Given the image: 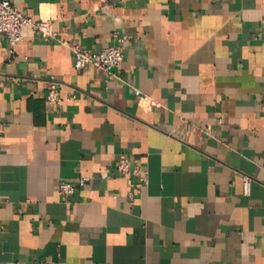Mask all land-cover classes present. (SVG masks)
I'll return each instance as SVG.
<instances>
[{
  "label": "crops",
  "instance_id": "obj_1",
  "mask_svg": "<svg viewBox=\"0 0 264 264\" xmlns=\"http://www.w3.org/2000/svg\"><path fill=\"white\" fill-rule=\"evenodd\" d=\"M10 1L59 41L0 36V264H264V0Z\"/></svg>",
  "mask_w": 264,
  "mask_h": 264
},
{
  "label": "built area",
  "instance_id": "obj_2",
  "mask_svg": "<svg viewBox=\"0 0 264 264\" xmlns=\"http://www.w3.org/2000/svg\"><path fill=\"white\" fill-rule=\"evenodd\" d=\"M34 27L38 33L42 34L47 40L59 41L57 33L54 31L50 20L41 19L34 21L32 18L24 15L10 0H0V36L7 37L12 49L23 41V31L26 27ZM125 38L120 39L119 44L103 49L100 52H92L77 43H65L75 56V68L81 71L87 67H93L117 77V69L124 61V43ZM76 98L73 95L67 100ZM60 93V85L52 82L48 85L46 91V102L50 106H60L63 103ZM152 105H156L153 101ZM200 129L191 126L185 135H180L182 139L195 134ZM186 136V137H183ZM115 171L122 179L134 181V187L137 191H142L149 185V172L143 167H133L130 159L126 155H121L116 162ZM88 179H81L78 185L69 182H61L59 192L64 197H70L78 189L86 186ZM252 179L244 177V192L248 196L251 192Z\"/></svg>",
  "mask_w": 264,
  "mask_h": 264
}]
</instances>
